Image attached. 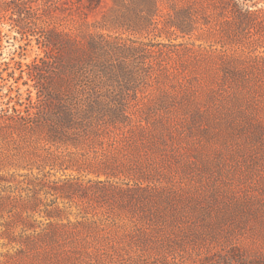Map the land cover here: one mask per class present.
Returning a JSON list of instances; mask_svg holds the SVG:
<instances>
[{"label":"rangeland","instance_id":"obj_1","mask_svg":"<svg viewBox=\"0 0 264 264\" xmlns=\"http://www.w3.org/2000/svg\"><path fill=\"white\" fill-rule=\"evenodd\" d=\"M155 1V15L150 0H103L51 16L33 2L35 24L22 28L0 11V61L9 62L0 86L16 85L1 77L42 56L38 37L55 27L81 50L94 34L107 57L125 62L106 88L135 109L101 137H32L23 176L0 181V212L37 197L39 209L72 220L96 215L188 235L187 252L203 258L195 264H264V0Z\"/></svg>","mask_w":264,"mask_h":264},{"label":"trees","instance_id":"obj_2","mask_svg":"<svg viewBox=\"0 0 264 264\" xmlns=\"http://www.w3.org/2000/svg\"><path fill=\"white\" fill-rule=\"evenodd\" d=\"M120 1L113 0L115 4ZM150 1L154 10L152 15H155L156 1ZM33 2L42 14L49 16L56 11L81 8L92 11L103 4V0H42L40 4L38 0H0V11L9 12L18 28L31 26L35 24ZM85 24L89 25V22L85 21ZM38 40L44 54L25 68L21 65L18 76L14 69L7 77H1L3 81L13 78L16 85L5 82L0 86V90L8 86V99L0 102V181L23 176L20 171L27 168L24 165L29 154L26 145L32 137H47L51 143L74 141L88 135L101 137L113 127L131 121L135 113L131 103L123 97L124 92L115 93L106 88L108 79L119 80L126 66L121 60L115 63L111 59L113 54L107 57L112 51L106 49L96 35H90L86 50L78 49V39L55 27ZM76 58L84 59L76 65ZM3 65L8 67L9 62L0 61V67ZM25 74L22 84L28 88L23 98L18 83ZM33 90H36L35 97ZM12 91H16V96L11 95ZM32 196L28 192L27 196L20 197L25 202ZM35 198L30 205L25 202V209L8 217L3 209L0 212V246L8 248L6 252H0V264H6L10 259H19L18 264H29L28 261L33 264L203 262V258L187 252L188 235L161 227L143 228L130 221L120 224L117 219L96 215L72 220L60 208L39 209L41 201ZM4 199L6 197L0 193V202Z\"/></svg>","mask_w":264,"mask_h":264}]
</instances>
